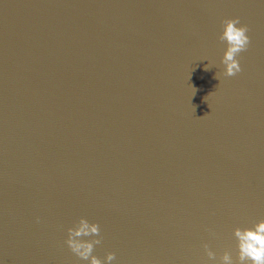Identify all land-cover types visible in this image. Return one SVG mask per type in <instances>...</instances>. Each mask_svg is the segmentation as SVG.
<instances>
[{
	"label": "water",
	"instance_id": "water-1",
	"mask_svg": "<svg viewBox=\"0 0 264 264\" xmlns=\"http://www.w3.org/2000/svg\"><path fill=\"white\" fill-rule=\"evenodd\" d=\"M82 217L104 264L237 260L264 219V0H0V264H89Z\"/></svg>",
	"mask_w": 264,
	"mask_h": 264
},
{
	"label": "clouds",
	"instance_id": "clouds-1",
	"mask_svg": "<svg viewBox=\"0 0 264 264\" xmlns=\"http://www.w3.org/2000/svg\"><path fill=\"white\" fill-rule=\"evenodd\" d=\"M248 26L240 23L239 17L228 18L223 21V31L220 40L227 43L222 63L225 65L224 75L234 76L242 67L238 56L246 51L250 45ZM100 225L89 222L87 218H80L74 227L68 229L66 243L70 250L82 261L89 264H104L93 254L94 247L101 243ZM234 236L237 240L238 258L233 260L230 252H224L219 264H264V219L259 220L252 227H236ZM83 237H93L84 239ZM207 256L212 264H217L216 253L206 244ZM115 259V253L109 252L106 257L108 264ZM145 264L150 262L145 261Z\"/></svg>",
	"mask_w": 264,
	"mask_h": 264
}]
</instances>
